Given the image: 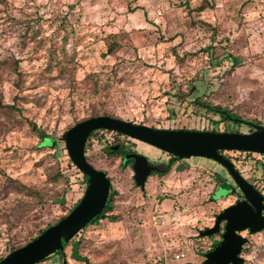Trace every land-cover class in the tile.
I'll use <instances>...</instances> for the list:
<instances>
[{
    "label": "rangeland",
    "instance_id": "obj_1",
    "mask_svg": "<svg viewBox=\"0 0 264 264\" xmlns=\"http://www.w3.org/2000/svg\"><path fill=\"white\" fill-rule=\"evenodd\" d=\"M106 38H118L117 53L104 55ZM195 99L264 125V0H0V257L82 197L83 173L69 162L62 139L69 127L109 115L154 128L225 132L228 123ZM231 127L249 131L245 123ZM44 139H54L53 147H39ZM117 139L97 133L85 151L110 180L118 220L103 217L82 231L79 254L89 264H151L162 257L167 264H201L219 236L199 232L241 198L238 190L227 196L224 186L212 196L215 175L236 188L231 176L216 161L191 156L173 161L164 175H150L141 189L131 165L105 150ZM125 141L148 161L169 163L168 153ZM227 154L264 192V157ZM57 172L68 182L48 179ZM9 178L43 200L9 188ZM54 195L58 202L48 200ZM160 213L165 222L155 223ZM247 237L246 264H264V232ZM180 251L183 258H171ZM64 253L66 264H88L72 259L70 246ZM37 264L61 259L54 254Z\"/></svg>",
    "mask_w": 264,
    "mask_h": 264
},
{
    "label": "water",
    "instance_id": "obj_2",
    "mask_svg": "<svg viewBox=\"0 0 264 264\" xmlns=\"http://www.w3.org/2000/svg\"><path fill=\"white\" fill-rule=\"evenodd\" d=\"M95 129L119 132L125 136L152 145L177 158L191 156L212 159L222 165L234 181L243 199L227 206L214 219L213 226L199 232V236H211L220 230L225 221L221 240L205 253L203 264H243L242 248L248 239L238 232L264 230V196L235 168L234 162L219 153L220 150H238L264 154V125L256 124L253 130L242 132H212L207 130L162 129L128 120L99 115L84 119L68 128L62 139L74 166L86 177L84 193L75 206L55 224L26 244L10 251L0 264H37L51 254L61 251L63 243L74 237L86 224L98 215L107 202L111 183L105 171L94 167L85 156V142ZM116 147H113L115 150ZM133 159L135 184L144 189L147 177L158 167L149 164L145 156L136 153L124 155ZM65 264V261H63Z\"/></svg>",
    "mask_w": 264,
    "mask_h": 264
},
{
    "label": "trees",
    "instance_id": "obj_3",
    "mask_svg": "<svg viewBox=\"0 0 264 264\" xmlns=\"http://www.w3.org/2000/svg\"><path fill=\"white\" fill-rule=\"evenodd\" d=\"M120 48H121V44H120L118 38L116 40L115 39H112L111 41H108V38H106V50H105L104 55H112V54H115V53H117L120 50ZM233 62H238V61L234 59ZM193 103L196 104L199 107L204 108L205 110H207V111H209V112H211L213 114H218L221 117V121H226L228 123L227 124L228 127L226 128L225 132H239V130H237L235 128L232 129V127H231V123L232 122H233V127L239 126L240 123H245V124H249L250 123L249 121H245V122L242 121L241 118H238V116H236L235 114H233L231 111L226 110L225 108H222L219 105H212L209 102L201 101L199 99L193 100ZM31 128H32L33 131H35L36 133L39 134V131L37 130V127H36V125L34 123H31ZM105 131H111V130H104V129H95V130H93L89 134V136H88V138H87V140L85 142L84 152L86 151L88 142L92 139V137L95 136L97 133H102V132H105ZM211 131L212 132H216L213 129ZM115 135L118 136L117 142L121 141L122 138L126 137V136H124L123 134H121L119 132H115ZM54 141H55L54 139H44V140H42L40 142V146L39 147H46V146H48V147H51L52 146L53 147ZM117 142H116V144H117ZM111 149L112 148L110 147V145L109 146L107 145L106 148H105V150H106V152L108 154H119L120 156H122V154H123V152H122V143L119 146V148H117L116 150H111ZM241 152H245V151H241ZM219 153L222 154L224 157L230 159V156L227 154V152L225 150H220ZM176 160H179V158H176V157L171 156V158L169 160V163H167L165 165L164 170L159 171V172H156V174H158V175H164V174L168 173L170 171V169H171V166H172L173 161H176ZM69 162H71L70 159H69ZM130 163H131L130 160L123 161L122 162V166H127ZM83 176H84V181H85V184H86L87 183V177L84 174H83ZM64 177L65 176L61 172H57V173H54L52 175L50 174L48 176V179H51L53 181H57V179H59V178H63L64 179ZM64 180L68 182V179L67 178H65ZM215 181H216V184H215L214 188H216L218 186L228 187V190H230L231 188H233V185H231L228 180H226L225 178H222L218 174L215 175ZM7 185H8L9 188L15 189L16 191H18V192H20V193H22L24 195H28V196H32L33 195L32 198H34L38 202H41L43 200L40 192H38V191L36 192L35 189L27 186L26 184L20 183V182L14 180V179L9 178ZM234 193L235 192L228 191L227 195H233ZM114 195H115V192H109L107 202L104 205V208L102 209V211L98 215H96L93 219H91L89 221V223L86 224L74 237H72L69 241L63 243V249L61 251H57V252L51 254L50 256H52L54 254L59 255L60 256V259H61V264H63V261H65V264H66L64 249L67 246H70V248H71L70 257L72 259H74L75 261L86 262V263L89 264L87 258L85 256H82V255L79 254V247H80L82 241L80 239H78V236H80L81 232L84 231L86 228H88V226L97 224L99 222V220L101 218H103V217L104 218L107 217L112 222H115V221L118 220L117 219V216L111 214V212L113 210ZM50 199L52 201H55V202H58L59 201V197L57 195H54L51 198L49 196L48 200L50 201ZM79 200L80 199H78L73 204V206L68 210V212L66 214H68L70 212V210L75 206V204ZM212 201H215V200L212 199ZM66 214H64L63 216H61L60 218H58L55 222L48 223L44 227L40 228L38 230V233L34 237L29 238V240L26 241V242H24L23 244L18 245V246L9 247L8 253L10 251H12V250H14V249H16V248H18V247L26 244L27 242H29L33 238H35L37 235H39L40 233H42L47 227H49L52 224H55L57 221H59L61 218H63ZM212 236L213 235L208 236V237H212ZM219 241H220V239L217 240V241H213L211 243V245H210V247H209L208 250L213 249L219 243ZM204 254H205V252H204ZM50 256L44 258L41 261H44L45 259L49 258ZM3 257H0V259H2ZM158 260L164 261L165 258L162 257V258H159ZM156 261L157 260H155L151 264H156ZM248 263L249 264H252V261L250 260V262L248 261ZM201 264H203V262ZM244 264H246V261H244Z\"/></svg>",
    "mask_w": 264,
    "mask_h": 264
},
{
    "label": "flooded vegetation",
    "instance_id": "obj_4",
    "mask_svg": "<svg viewBox=\"0 0 264 264\" xmlns=\"http://www.w3.org/2000/svg\"><path fill=\"white\" fill-rule=\"evenodd\" d=\"M247 126H248V128H249V131L248 132H250V131H252L253 130V126L254 125H256L255 123H252V122H250L249 124H246ZM110 133H114L115 134V131H109ZM247 133V132H246ZM125 136V135H124ZM127 138H131V137H128V136H126V137H124V138H122V140L121 141H119V142H117V144H114V145H110V147L112 148L111 150H113V147H116V149L117 148H119V146L121 145V143H122V152H123V154H122V156H121V159H122V162L123 161H126V160H124V155H126V154H130V153H136V154H140L136 149H130V148H128V143L125 141V139H127ZM131 139H133V138H131ZM115 149V150H116ZM160 150V149H159ZM162 151V150H161ZM226 152H229V151H238V150H225ZM164 152V151H163ZM238 152H241V151H238ZM164 153H166V152H164ZM251 153H253V152H251ZM169 154V153H168ZM255 154H258L259 156H263L264 157V154H260V153H255ZM142 155V154H141ZM169 156V160H170V158H171V156H173V157H175L174 155H171V154H169L168 155ZM177 158V157H176ZM146 159H147V157H146ZM185 158H182V159H180L179 158V160H184ZM209 159V158H208ZM128 160H130L131 161V163H130V165H131V167H132V164H133V159L132 158H129ZM176 161H178V160H176ZM149 162V164H151V165H154V166H156V167H158V170H153L151 173H150V175H152V174H156V172H159V171H162V170H164V168H165V165H162V164H160V163H157V162H150V161H148ZM235 165V164H234ZM223 167V166H222ZM236 168V167H235ZM237 169V168H236ZM239 171V170H238ZM240 172V171H239ZM149 175V176H150ZM148 176V177H149ZM243 176V175H242ZM147 177V178H148ZM246 179V178H245ZM147 180V179H146ZM146 183V182H145ZM256 189H258L257 188V186L256 185H254V184H252ZM219 187V186H218ZM217 187V188H218ZM217 188H214V189H217ZM214 189H213V191H212V196H213V194H214V192L216 191H214ZM259 190V189H258ZM259 192L264 196V192H262L261 190H259ZM241 195V194H240ZM228 196V195H227ZM211 199H213V197H211ZM241 199H243V196L241 195V198L239 199V200H241ZM215 200V199H214ZM236 202V201H235ZM264 213V212H263ZM224 224H225V221H222L221 222V224H220V230H219V232H217V233H215V234H213V235H217L218 234V236H219V239L221 240V233L223 232V230H224ZM213 226V225H212ZM211 227V226H210ZM244 232H246L247 233V235L245 236V235H243L242 233H244ZM261 232H264V230H261V231H259V232H257V233H250L249 232V230L248 229H246V230H244V231H241V232H238L239 234H241L242 236H244V237H246L247 239H248V241H249V238L247 237V236H252V235H256V234H259V233H261Z\"/></svg>",
    "mask_w": 264,
    "mask_h": 264
},
{
    "label": "built area",
    "instance_id": "obj_5",
    "mask_svg": "<svg viewBox=\"0 0 264 264\" xmlns=\"http://www.w3.org/2000/svg\"><path fill=\"white\" fill-rule=\"evenodd\" d=\"M156 14L157 15H160L161 12L160 11H157ZM164 217H165L164 214L163 213H160V214H154L153 217H152V219L155 221V223H161V222L164 223L165 222L164 221ZM184 256H185V252H183V251H180V252H176V253L171 254V258H174V259H181ZM242 257L244 258V261H245V259H249V258H247L245 256H242ZM156 264H167L166 263V259L164 261L157 260L156 261ZM243 264H244V262H243Z\"/></svg>",
    "mask_w": 264,
    "mask_h": 264
},
{
    "label": "crops",
    "instance_id": "obj_6",
    "mask_svg": "<svg viewBox=\"0 0 264 264\" xmlns=\"http://www.w3.org/2000/svg\"><path fill=\"white\" fill-rule=\"evenodd\" d=\"M217 188V187H216ZM216 189H214V191H215ZM220 199H222V198H219L218 200H220Z\"/></svg>",
    "mask_w": 264,
    "mask_h": 264
}]
</instances>
